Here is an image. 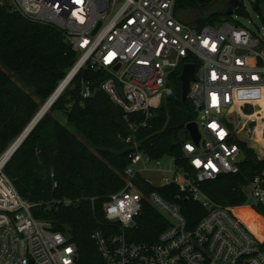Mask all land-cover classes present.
<instances>
[{"label": "built area", "instance_id": "obj_1", "mask_svg": "<svg viewBox=\"0 0 264 264\" xmlns=\"http://www.w3.org/2000/svg\"><path fill=\"white\" fill-rule=\"evenodd\" d=\"M8 3L24 18L59 29L64 42L77 55L76 72H104L107 77L99 83V90L126 113L149 117L150 109L161 103L158 98L173 94L174 70L186 63L194 65L187 99L195 112L198 142L189 137L183 144L184 165L171 155L148 156L138 149L133 134L125 138L130 144L129 162L122 170L125 184L102 206L104 218L114 225V231L95 230L91 234L104 263L264 264V215L256 210L264 208V166L244 185L247 199L241 205L216 202L202 188L206 181L239 172L242 142L264 162L261 38L228 21L199 28L188 24L174 14L175 0ZM92 95L91 83L82 82L80 96ZM257 125H261L260 139L250 136ZM136 126L130 124L133 131ZM241 132L246 139L239 138ZM147 174L157 182L147 179ZM136 179L140 185L134 182ZM170 185L204 208V214L193 224L177 201L158 190ZM144 203L166 222L152 241L133 238ZM31 207L1 166L0 264H76V245L50 221L35 218ZM251 223L260 224L259 230H250Z\"/></svg>", "mask_w": 264, "mask_h": 264}, {"label": "trees", "instance_id": "obj_2", "mask_svg": "<svg viewBox=\"0 0 264 264\" xmlns=\"http://www.w3.org/2000/svg\"><path fill=\"white\" fill-rule=\"evenodd\" d=\"M213 1L175 0L174 14L199 28L228 21L233 13L242 15L246 11L241 0L226 15L224 0L211 9ZM257 3L258 7L253 4V8L264 21V0ZM76 58L59 29L28 20L11 10L8 0H0L1 151L22 132L72 69ZM180 73V66L172 73L173 94L151 108L146 118L143 113H126L99 90V83L107 77L104 72L79 70L3 165V173L18 194L32 204L31 214L50 221L76 245V264H105L91 234L95 230L114 231V225L104 218L102 206L125 184L122 170L129 162L127 136L133 134L138 149L152 158L171 155L186 165L182 148L189 135L182 125L195 120V112L189 99L186 106L181 103ZM84 81H89L93 89L89 98L80 96ZM54 109L63 113L66 124L51 116ZM132 123L137 124L134 131ZM241 148L243 160L238 173L202 184L204 192L216 202L244 203V185L264 166L254 149L244 142ZM134 182L140 185L139 180ZM158 190L180 204L190 224L205 212L198 201L183 197L174 185ZM172 191L175 194L168 195ZM256 210L264 215V208ZM136 224L133 238L152 241L166 222L144 203Z\"/></svg>", "mask_w": 264, "mask_h": 264}, {"label": "water", "instance_id": "obj_3", "mask_svg": "<svg viewBox=\"0 0 264 264\" xmlns=\"http://www.w3.org/2000/svg\"><path fill=\"white\" fill-rule=\"evenodd\" d=\"M254 1L255 8L258 7L257 0ZM224 14L230 15L233 12V9L238 7L241 4V0H224ZM97 28V27H96ZM95 31V30H94ZM194 65L192 63H186L181 68V73L179 75V79L181 81V103L183 106H186L187 104V92L189 89V83L194 79ZM77 70V64H75L72 69L68 72V74L65 76V78L61 81V83L58 85V87L54 90V92L47 98L46 102L43 103V105L39 108V110L36 112V114L33 116V118L30 120V122L26 125V127L22 130V132L17 136V138L13 141L11 146H14L12 149L9 157L4 161L3 165L6 163V161L11 157V155L15 152V150L19 147V145L23 142L25 137L29 134V132L32 130V128L35 126V124L39 121V119L42 117V115L46 112H44L42 115L40 112L44 108L45 104H48L49 108L51 104L55 101V99L59 96L61 91L64 89V87L69 83V81L72 79L74 74ZM119 92H121V89L119 88ZM48 110V109H47ZM182 127L185 128V130L188 132L189 137L195 142H198L199 139V133L197 130V125L195 121H191L186 123L185 125H182ZM2 165V167H3ZM133 221H129V225H133Z\"/></svg>", "mask_w": 264, "mask_h": 264}, {"label": "rangeland", "instance_id": "obj_4", "mask_svg": "<svg viewBox=\"0 0 264 264\" xmlns=\"http://www.w3.org/2000/svg\"><path fill=\"white\" fill-rule=\"evenodd\" d=\"M242 1H243V5H244V8L246 11H242V13H243L242 15L233 13L232 17L228 19V22H230L232 24H236V25H241V26L249 29L254 35L259 36L262 40V50L261 51L264 54V21L257 14V12L254 10L253 4H255V3L253 0H242ZM213 3L214 4L210 6L211 9L216 8V6L219 5L220 1L214 0ZM259 6H260V4H259ZM261 8H262L261 15L264 17V5H262ZM213 26H215V24ZM249 95L252 96L253 93L249 94ZM163 99H164L163 96L158 98V100H161V102L163 101ZM157 101H153L152 104H157L158 103ZM50 114L52 117L60 120L61 123L66 124L65 116L63 115V113L60 110L54 109ZM260 130H261V125H257L256 127H253L250 130V136L252 138L260 139L261 138ZM239 138L246 139V135L241 132V134H239ZM4 151L0 150V156L4 153ZM162 162L164 164L166 163V157L162 158ZM146 178L149 179L151 182H154V183L157 182V179H155L152 174H147ZM243 191L245 193L246 190L243 188ZM248 199H251V197L248 196ZM248 227L250 228V230H254V231L257 230L258 231L260 228V224H258V226H256V223H251V224H249Z\"/></svg>", "mask_w": 264, "mask_h": 264}, {"label": "bare ground", "instance_id": "obj_5", "mask_svg": "<svg viewBox=\"0 0 264 264\" xmlns=\"http://www.w3.org/2000/svg\"><path fill=\"white\" fill-rule=\"evenodd\" d=\"M48 104H45L44 108L42 109V111L40 112V114L42 115L45 111H47ZM14 148V146H9L6 151H4V153L0 156V168L3 165L4 161L9 157L12 149Z\"/></svg>", "mask_w": 264, "mask_h": 264}, {"label": "snow or ice", "instance_id": "obj_6", "mask_svg": "<svg viewBox=\"0 0 264 264\" xmlns=\"http://www.w3.org/2000/svg\"><path fill=\"white\" fill-rule=\"evenodd\" d=\"M76 2H77V3H79V2H80V0H76ZM109 58H110V57H109ZM69 251H71V250L69 249Z\"/></svg>", "mask_w": 264, "mask_h": 264}]
</instances>
